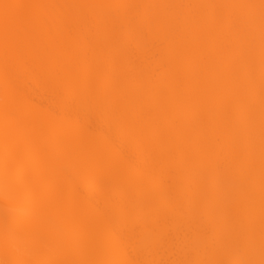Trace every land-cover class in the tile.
Masks as SVG:
<instances>
[{
    "label": "bare ground",
    "instance_id": "bare-ground-1",
    "mask_svg": "<svg viewBox=\"0 0 264 264\" xmlns=\"http://www.w3.org/2000/svg\"><path fill=\"white\" fill-rule=\"evenodd\" d=\"M16 1L0 264H264V0Z\"/></svg>",
    "mask_w": 264,
    "mask_h": 264
},
{
    "label": "rangeland",
    "instance_id": "rangeland-1",
    "mask_svg": "<svg viewBox=\"0 0 264 264\" xmlns=\"http://www.w3.org/2000/svg\"><path fill=\"white\" fill-rule=\"evenodd\" d=\"M2 1V0H1ZM12 2H17L16 0H12ZM40 10H43V7H39V8H36V9H34L32 12H34V11H40ZM47 11V13H50V10H46ZM31 12V13H32ZM113 193V192H112ZM52 196H50V198H51Z\"/></svg>",
    "mask_w": 264,
    "mask_h": 264
}]
</instances>
